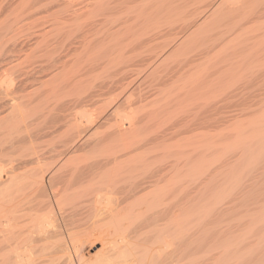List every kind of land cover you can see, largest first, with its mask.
Instances as JSON below:
<instances>
[{"label": "rangeland", "instance_id": "1", "mask_svg": "<svg viewBox=\"0 0 264 264\" xmlns=\"http://www.w3.org/2000/svg\"><path fill=\"white\" fill-rule=\"evenodd\" d=\"M3 90L24 104L51 95L48 105L26 118L0 113V160L9 143L48 126L62 107L70 118L88 114L96 120L78 135L86 146L107 139L126 113L147 159L144 168L137 160L118 169L127 174L118 181H137L134 171L139 180L158 168L165 169V180L174 179L177 166L180 201H167L181 208L180 218L167 201L166 210L136 211L149 209L146 218L129 215V222L135 217L149 224L134 220L131 231L128 225L130 241L141 246L140 237L154 239L162 228L156 225L175 220L169 231L184 255L171 249L177 260L182 253L181 264H264V0H0V97ZM76 136L59 124L31 145L50 147ZM86 146L84 165L107 158L112 147ZM164 183L146 196L159 194ZM90 209L70 210L72 226L87 234L99 226ZM133 229L141 236L134 238ZM149 238L142 244L155 248L158 239ZM84 247L91 256L100 245L90 240Z\"/></svg>", "mask_w": 264, "mask_h": 264}, {"label": "bare ground", "instance_id": "2", "mask_svg": "<svg viewBox=\"0 0 264 264\" xmlns=\"http://www.w3.org/2000/svg\"><path fill=\"white\" fill-rule=\"evenodd\" d=\"M29 77H31L33 81H37L39 76L36 77L37 79L32 75H29L28 79H30ZM27 80L25 79L21 83L24 84ZM40 80L39 78V81ZM11 94L12 92L9 90H3L1 93L0 113H7V115L12 118H26L28 115L40 112L44 106L48 105V99L51 95L48 93L43 103L32 102L24 104L11 97ZM67 110L66 107H62L58 111V115L52 119V122L48 126L27 133L26 137L23 138L21 142H17V144L11 142L4 148L5 159L0 160V264H175L176 261L181 259L184 255L183 249H180V245H182L181 242L179 245L180 248L178 246L176 247L178 244H176L175 240L173 241L171 237L173 236L171 235L173 232L171 233L169 231L171 224L174 225V228L177 227L175 220L173 222L174 224L169 223L170 225L165 224V226H163L164 224L161 225L159 221L160 225L156 226L157 228L159 226L162 228L161 230L157 228L154 229L160 231H157V234L153 233L154 235L159 234L158 236H153L154 239L151 237L152 232L150 233L149 231L153 226L150 225L151 227L148 228L149 230L145 229L146 232L149 231L151 236L145 235L147 233H143L141 229L142 233L140 234H142V236L145 235L144 238L140 237L143 239L142 241H146L149 237H151V239L149 238L150 242H152V239L153 242H155V238L156 240L158 239V241H156L157 244H154L157 245L155 248H148L150 245H145V242L144 244H142V241L140 243L139 241L141 239H139V237L137 240L139 239L138 242L141 246L137 245V241H135V243L130 241L127 235V229L129 225L131 231V226H133L135 220L133 215V221L130 220L129 222V215L142 213V215H140L141 217H139L141 219L144 217V214L149 213V209L147 213L146 211H144L145 213L142 211L141 213H136L138 210L140 212L142 207L150 208V210L153 209L155 212V208L153 207L160 208L169 197H172L174 201L175 199L178 200L177 197H180V178L178 176L179 169L177 166H174L175 172L172 173L174 174V179L170 177V180H165L164 178L165 169L163 172L162 168H158L154 171L152 170L151 173L149 172L150 174L148 170H143V160L147 159V151L138 147L139 142L135 141L137 135L134 133L136 128L132 127V119L126 113L120 115L118 121L120 125L111 132L107 139H100L95 144H87V146L89 145L92 147V149L88 147L89 150L96 148L101 149L104 145L108 148L112 145L109 151H105L109 154L107 158H103L102 156L100 159V155H98V160L100 159L101 161H93L88 165H84V154H82V152L86 144L81 143L80 140L77 139L84 128L90 127L91 124L94 125V120L92 119L93 117L88 114L70 118V114L66 113ZM125 120H128V123L125 124ZM104 121H106V119H104ZM94 123H96V120ZM59 124H66L70 131L77 132V136L71 137L59 145L51 144L50 147H36L31 145L35 140L50 136ZM106 140H110V143L105 144ZM77 141L81 144L76 145ZM116 141L122 143L118 142L119 144H113V142ZM22 142H26V144ZM74 145H76V147ZM100 149H98L97 152L100 151ZM97 152L92 153L96 154ZM83 153H85V151ZM99 153L101 152H98V154ZM86 154L89 153L87 152ZM92 157L93 156H91V158ZM86 158L89 157L86 156ZM86 158L85 160H87ZM94 159L95 158H92V160ZM137 160H139L138 162L140 163L142 162V170L149 175L147 174V176L138 180L135 179L137 176L134 177V175L138 173L134 171L133 180L137 181L132 182V180H130L131 182H128V180H124V182L122 181L121 183H126L127 185H119L121 184V179H124V177L119 179L120 181H118L117 178L121 177V173L123 176L126 172H118V169L122 168L126 163ZM87 161L90 162L91 160L88 159ZM147 162L145 163L148 164L149 162ZM150 164L147 166L144 165L145 168L147 167V169H149L151 166ZM159 165L162 166V164ZM126 166L129 167V165ZM152 167L153 164L150 168ZM164 167H166V165ZM138 168L139 170H137ZM137 169L136 170L140 172V167H137ZM169 172H172V167ZM141 173L139 174L141 175ZM166 173H168V171ZM163 180H165L167 184L164 183ZM171 180L172 184L169 186L168 182ZM161 182H163L164 185L159 188V194H151V196L149 195L150 197L146 196L149 193L144 191L147 189L149 190V188L158 187V185L160 186ZM141 192H144L143 194L145 195L142 196ZM136 195L139 196V199H131ZM128 200L132 201L128 202ZM178 201H176L173 206L170 204L172 203L170 199V203L167 201L172 207L171 209H175V211L171 213L174 216H177V211L181 210V208H178V206H180L178 205ZM87 206H90L93 210V214L95 213V217L93 215L95 221L97 217L98 224L93 220L95 222L93 225H99L98 228H94H97V232L95 233H90L89 231L87 234L85 232L87 230L84 231L83 228H80V230L77 227L80 225L77 224L76 227H74L75 225L72 226L74 222L71 220L70 210L73 208L72 211L75 213L76 209L83 210V208ZM163 207L165 209L164 205ZM161 208L159 210H161ZM91 209L88 213L92 212ZM153 210L150 212H153ZM164 212L166 211H163V214ZM157 213L155 216L159 217ZM166 213L168 216L170 215L168 211ZM161 214L160 216L163 217V220L166 219L164 216L167 215L164 214V216H162ZM73 215L76 216V214ZM155 216L154 219H157ZM88 218L90 220L91 215H88L87 219ZM160 218L157 220H160ZM73 219L75 220L76 218ZM137 219L135 220V225L140 221ZM79 220H81L80 217ZM146 221H148V218ZM139 225H141V223H139ZM144 225L145 222H143L141 226ZM177 225H180V228H182L181 221ZM147 226H149V224H147ZM147 226L145 225V227ZM72 227L78 228L74 230H76V233L79 230V235L73 232ZM84 228L86 229V227ZM134 228H136V226ZM180 228L178 227V229ZM89 229L93 230L90 228V223ZM136 229H133L134 238L140 235L139 232H141L139 228L137 234ZM178 229L175 234H178ZM80 231L81 233H79ZM82 231L84 232L82 233ZM151 231L153 230L151 229ZM180 232L183 231L180 230ZM188 233L189 232H187V234ZM181 234L182 233H180V235ZM114 237H117V240L114 239ZM181 237L183 236L181 235ZM90 240L94 242L98 241L100 247L99 250H94L95 253L88 256L87 253L90 251L86 250L87 253H85L84 246ZM174 246L178 248V250L180 249L179 252H183V255L182 253L180 255L182 257H177L178 260L176 259L177 254H175V249H171ZM191 250L192 254L194 250ZM152 251H154V255L151 253ZM187 251H189V249H187ZM182 260H179L181 262L178 261V263L181 264Z\"/></svg>", "mask_w": 264, "mask_h": 264}]
</instances>
